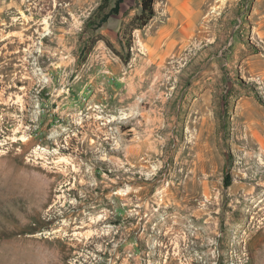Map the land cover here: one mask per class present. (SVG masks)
Masks as SVG:
<instances>
[{
    "label": "rangeland",
    "instance_id": "rangeland-1",
    "mask_svg": "<svg viewBox=\"0 0 264 264\" xmlns=\"http://www.w3.org/2000/svg\"><path fill=\"white\" fill-rule=\"evenodd\" d=\"M101 1L0 0V264H264V0Z\"/></svg>",
    "mask_w": 264,
    "mask_h": 264
},
{
    "label": "trees",
    "instance_id": "trees-1",
    "mask_svg": "<svg viewBox=\"0 0 264 264\" xmlns=\"http://www.w3.org/2000/svg\"><path fill=\"white\" fill-rule=\"evenodd\" d=\"M123 0H115L109 7L110 0H102L96 9L87 17L85 24L92 29L101 27L113 13H118L120 3ZM154 16V0H140L139 12L132 17L129 26L132 29L142 28Z\"/></svg>",
    "mask_w": 264,
    "mask_h": 264
},
{
    "label": "bare ground",
    "instance_id": "bare-ground-1",
    "mask_svg": "<svg viewBox=\"0 0 264 264\" xmlns=\"http://www.w3.org/2000/svg\"><path fill=\"white\" fill-rule=\"evenodd\" d=\"M201 4V3H200ZM184 7H186V6H184ZM186 11V10H185ZM181 13V12H180ZM183 13V12H182ZM187 16V15H186ZM181 17V16H180ZM188 21V20H187ZM184 23V22H183ZM260 144V143H259Z\"/></svg>",
    "mask_w": 264,
    "mask_h": 264
}]
</instances>
